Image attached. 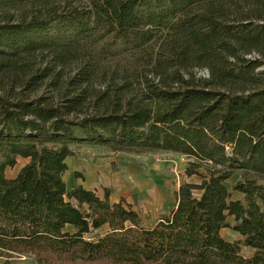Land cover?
<instances>
[{"label":"trees","instance_id":"16d2710c","mask_svg":"<svg viewBox=\"0 0 264 264\" xmlns=\"http://www.w3.org/2000/svg\"><path fill=\"white\" fill-rule=\"evenodd\" d=\"M86 147L180 154L200 183L148 226L68 187ZM28 255L264 264V0H0V261Z\"/></svg>","mask_w":264,"mask_h":264},{"label":"rangeland","instance_id":"374dc122","mask_svg":"<svg viewBox=\"0 0 264 264\" xmlns=\"http://www.w3.org/2000/svg\"><path fill=\"white\" fill-rule=\"evenodd\" d=\"M28 162L18 158L14 167L6 169V177L14 179ZM188 163L187 157L171 152L114 154L102 148L86 147L81 148L76 158L69 160L70 170L64 179L71 189L76 183L95 184L92 179L98 177L101 180L97 186L99 196L104 195L105 189H111L113 203L125 200L143 217L145 224L152 226L163 215L176 208L177 194L184 182L200 183L197 176L186 175ZM74 173L79 174L80 178H76ZM239 179V175H235L227 181L228 189L231 190ZM237 197L240 198L238 195L234 198L238 199ZM231 235L234 233L226 232L224 238H231ZM22 262L36 264L32 255L11 259L7 264ZM4 263L6 264L5 260L0 261V264Z\"/></svg>","mask_w":264,"mask_h":264},{"label":"crops","instance_id":"0c3cea01","mask_svg":"<svg viewBox=\"0 0 264 264\" xmlns=\"http://www.w3.org/2000/svg\"><path fill=\"white\" fill-rule=\"evenodd\" d=\"M70 159H72V158H68L67 159V164H69V160ZM69 166V165H68ZM84 168V167H83ZM85 169V168H84ZM87 174H89V172H88V170H87ZM84 175H86V173H84ZM92 181L93 182H95V184L94 183H92V184H88V185H86L84 182H81V183H76L75 185H73V187H72V189L73 188H77V187H79V186H82L83 188H85L86 190H89V191H93V192H95L96 194H98V195H100V192L99 191H97V189H98V185H100V182H101V180L97 177L96 179H92ZM235 195H238V196H240V198H242V196L240 195V194H238V193H235L234 194V197H235ZM238 199H240L239 197H237ZM235 199V198H234ZM117 202H119V201H115V203H117ZM135 210V209H134ZM229 221L230 222H233V219L232 218H230L229 219ZM226 232H232V231H230V230H228V229H224V230H222V236L224 237V235H225V233ZM232 233H234V235H231L232 237L231 238H228V239H226V240H228V241H230V242H233V241H236L238 238H239V235L237 234V233H235V232H232ZM19 264H28V263H26V262H22V263H19Z\"/></svg>","mask_w":264,"mask_h":264}]
</instances>
